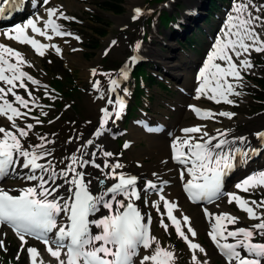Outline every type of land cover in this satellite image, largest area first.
Instances as JSON below:
<instances>
[{
    "label": "snow or ice",
    "instance_id": "1",
    "mask_svg": "<svg viewBox=\"0 0 264 264\" xmlns=\"http://www.w3.org/2000/svg\"><path fill=\"white\" fill-rule=\"evenodd\" d=\"M10 2L2 0L3 5ZM50 3L51 0H42L46 18L34 14L26 22L0 32V36L30 46L40 57L49 49L62 55L58 44L45 43L37 37L49 42L54 37H72L77 41L80 37L64 30L58 23L59 20L75 18L66 16L60 6H48ZM3 11L4 8L0 7V12ZM261 12H264V4L254 7L253 0H235L197 76L196 99L205 97L217 104L233 105L235 101L230 97L241 95L236 89L242 85L243 74L255 67L251 53H264V33L257 31L264 27V15L254 14ZM142 14V9L136 8L132 19L136 20ZM64 42L68 43L67 40ZM111 43L115 45L116 41ZM140 47L139 43L135 45L136 49ZM131 59L136 61L135 56ZM26 67H34L26 59V54L0 42V118L8 122V126L0 125V178L13 175L29 182L19 189L0 186V225L11 228L21 242L16 259L19 260L26 250L29 264H51V261L45 262L36 247H26L28 238H32L44 244L56 264H137V258L138 264H176V253L163 246L151 232L152 217L142 214L136 203L149 192H154L157 200L145 199V203L161 217V227L165 232L174 228L191 253V264H209L208 259H200V254L207 257L208 253L202 245L194 242L197 231L191 218L164 193L168 181H160L153 173L156 180L146 181L141 189L140 178L117 171L123 170L124 164L118 159L113 161L116 154L96 143L105 134L109 123L119 120L122 115L123 99L116 96L114 101L112 98L121 87L120 80L111 74L99 73L108 77L107 93L101 90L99 80L93 81V88L100 93L98 98L106 99L112 108L100 109L101 116L92 138L80 144L69 156L57 159L54 148L49 147L55 140L47 134L35 132L36 126L44 121L32 115L33 109H39L41 116L45 117L48 112L44 111L46 106L40 103V98L34 95L36 89L31 86L43 87L45 96L55 97L51 96L47 85H42L39 79L24 70ZM91 74L97 75V70L92 69ZM119 77L128 79L126 67L120 70ZM123 92L126 95L127 89ZM190 109L200 120L219 122L217 117L232 119L235 116L230 111L197 106H190ZM207 127V124L183 127L181 134L171 141V159L182 166L183 189L193 203L214 204L221 196L227 195L228 203L235 202L249 220L256 221L236 227L241 223L239 217L203 209L210 225L208 236L224 257L225 264H264V199L258 202L245 199L238 193L223 191L224 178L233 169L236 158L249 154L231 145L244 144L247 140L243 136L229 139L231 130L228 129H215L211 134ZM255 135L264 139V132ZM32 136L38 143L30 142ZM81 139L82 133L75 139L70 137L67 142ZM90 147L95 150L88 151ZM124 147L127 148L128 144ZM98 157L102 158V163H97ZM89 166L97 169L100 175L93 177L87 173ZM93 180L100 187H94ZM109 180L114 182L109 185ZM235 188L245 193L264 188V170L248 175L237 182ZM216 207L219 208V204ZM101 209L107 210V214L98 216ZM165 217L168 223H165ZM0 250L7 251L2 239Z\"/></svg>",
    "mask_w": 264,
    "mask_h": 264
},
{
    "label": "rangeland",
    "instance_id": "2",
    "mask_svg": "<svg viewBox=\"0 0 264 264\" xmlns=\"http://www.w3.org/2000/svg\"><path fill=\"white\" fill-rule=\"evenodd\" d=\"M55 1L66 16L75 18V20H59L58 23L63 25L64 30L73 33L75 36H79L80 39L79 41L72 37L58 39L62 45L69 46L65 56L57 55L52 49H49L43 57L34 53L35 60L32 61L34 65V67H32L33 76L39 79L42 85H47L51 96L55 97V99H52L49 96H45V89L43 87L37 88L36 86H31L33 89H36L34 95L40 98L41 104L46 106L44 111L48 112V116L45 117L41 116L39 109H33L32 115L44 121L42 125L36 126L35 132L38 134H47L50 138L57 137V139L61 141H67L70 137L74 138L93 125L98 124L99 120L89 119L87 105L85 104L86 97L90 92H92V94L96 93L94 99L100 94L93 88L94 80H99L101 90L106 91L108 77L100 75L99 73H108L120 80L121 87L117 89L116 93L121 94L122 88L126 85L128 87L130 86L129 88L131 90L126 98L127 109L124 119L119 123H109L106 129L108 132H105V134L101 136L104 139L106 137L109 144L102 148L116 154L112 160L115 161L118 159L119 162L123 163L125 166L123 171L129 170L132 167L142 169L153 163L156 165L154 156L144 155L142 153L147 146L144 139L134 142L133 144L131 143L129 129L135 126V122L136 124L142 122L144 127L148 124L150 128L156 124L160 125L163 123L165 127L167 126L166 133H176L180 125L177 124L176 126L179 116L176 105H178L179 101L185 96L182 91L187 90L182 82L173 81L171 71L166 68L164 63L162 64L158 56L152 57L147 55L146 58L148 61L144 63L146 64V69L140 66L141 68L137 73L132 74V80L128 83L120 79V70L129 66L132 62L131 58L133 57L134 49H136L135 45L137 43L142 45V49H144L145 52L146 46L150 50H159L158 52L163 55L169 54V48L172 47L176 51L177 56L179 55V58L181 57L186 60L188 70L193 72L195 68L200 69L216 35L212 36L209 44V37H207L205 33H201L199 29L203 31V28H205L208 31L213 25H216V33L221 30L235 0H229L228 3L222 5L220 11H215L214 16L216 18L214 22L211 21L209 24H205L202 20V17L206 14V0H202V9L199 11L201 12V19H199L196 24L186 19L182 20L183 16H187L186 13L194 8L196 0H176V3L170 5L169 8H165L163 5L165 2L170 3L168 0H132L135 1L134 6L143 11L142 16L136 20L132 19L134 8H131L130 0H71L72 3L69 4V6H67L65 0ZM104 1L118 5L121 10L118 13L102 10L99 4ZM253 3L260 7L264 4V0H253ZM182 4L185 6L182 11L175 9L177 5ZM165 9H168L170 13H178L180 15L178 23H186L184 24L186 28L190 26L188 31L186 30L184 34L178 37L182 38L186 36L189 39L195 40L194 47L189 48L186 43V45L184 44L179 47L178 44L176 45L174 41L175 38L172 37L168 29L157 30L159 28L158 26H165L167 24L163 15V10ZM35 13L39 14L41 10L37 9ZM254 14L264 15V12ZM181 27V29H177V32L184 28L183 26ZM97 30L102 31L101 34L98 33ZM258 31L264 33V27L258 28ZM191 34H193L194 37H192L193 35L191 36ZM65 40H67L68 43H65ZM111 40L116 41V44L111 46ZM71 42L76 46L74 47L77 49L76 53L81 54V60L89 61L93 67H96L97 75L93 77L88 75L87 77L83 74V66L78 63L73 64L68 60L67 55H72L70 52L72 48L70 46ZM170 44L174 45L170 46ZM23 48L29 54L32 53L31 49L25 46H23ZM106 51L107 54H105ZM49 61H51V63H49ZM251 61L255 67L248 73L243 74L244 80L242 85L236 89L241 95L233 97L235 101L233 105L225 103L217 104L207 100L200 101L214 109H222V107H225L226 109H230L232 113H235V116L231 119L233 124L230 129V137L231 139L232 137H245L248 141L246 146L248 150H254L252 149L254 142L257 143V140L254 138L255 134L264 131V91L259 87V82H264V53L252 52ZM129 68L131 69V67ZM24 70L28 72L27 67ZM149 72L157 76L153 83L149 81ZM66 75L67 78H73L75 86H77L76 89L68 90L65 86L61 85L62 80L59 79V77L65 78ZM48 85L52 88L55 87L53 88L55 91L50 89ZM68 85L71 86L69 83ZM20 91L21 94H23V90ZM108 107L111 110L112 106L109 105ZM49 120H52L53 123L49 124ZM196 120L197 118L189 116L186 118L179 117L178 121L192 123ZM217 120L219 122L224 121L223 117H217ZM29 122L34 123V121L31 120H29ZM59 126H64L67 130L72 132H58ZM52 134L55 135L52 136ZM30 142L38 143L35 136L31 137ZM126 143L128 144L127 148L123 147ZM58 149L63 154V157L68 156L69 148L67 145H59ZM250 153V158H248V160L251 159L253 152L250 151ZM263 156L264 149H261L259 153L254 156V161L248 164L251 165L253 162H262ZM242 172L246 173L247 171L243 170ZM146 180H148V178L145 176L139 179L138 184L141 189ZM6 181L17 182L15 178L11 177H8ZM228 192L229 187L227 189V193ZM241 194L248 199L259 202L264 199V188H259L250 193L241 192ZM154 196V194L148 193L144 199H141L142 205L144 207H150V204L145 203V199ZM219 203L225 205L232 213H236L244 220L253 222L247 218L245 212L238 209L235 202L228 203L227 195H224ZM187 209L193 211L195 208L189 206ZM161 211H163L162 206ZM147 212L150 213L153 222L156 220L158 221L152 233L161 241L163 246H167L176 253V264H191V253L184 241L178 238L174 228L170 227L168 232H165L160 225L161 217L157 214L156 210L149 208ZM255 222L256 221H254V223ZM165 223H168L166 217ZM240 226H242L240 223L236 225V227ZM0 239L4 240L7 248V251L0 250V264H29V257L26 250L21 253V258L19 260L16 259L21 243L16 235L0 227ZM199 242L205 249H210V244L205 234L200 235ZM29 246H34L42 251L44 250L43 248H45L31 242H28L26 245V247ZM200 259L203 260L206 258H204L203 254H200ZM209 264L224 263L220 257L212 256L209 259Z\"/></svg>",
    "mask_w": 264,
    "mask_h": 264
},
{
    "label": "bare ground",
    "instance_id": "3",
    "mask_svg": "<svg viewBox=\"0 0 264 264\" xmlns=\"http://www.w3.org/2000/svg\"><path fill=\"white\" fill-rule=\"evenodd\" d=\"M65 2H67V6H69V4L72 3L71 0H65ZM129 2L131 4V8H134L135 7L134 6L135 1L130 0ZM40 4L42 5V2ZM195 4H194L195 7L192 8L191 10H189L188 13H186L187 16H183L182 20L186 19V20H189L190 22H192L193 24H196L199 21V19H201V12H199V11L202 9V0H196ZM253 5H254V7H258V5L255 3H253ZM48 6L56 7L57 6L56 1L51 0L50 5H48ZM198 6L201 8L197 9ZM12 11H13V14L11 16L14 19H16L19 22V24L26 22V20L29 17H32L34 15L33 7H29V8L25 7L24 12L26 13L25 14L26 17L24 19L21 17V14L19 11H16L13 8H12ZM9 13H10V11H7L6 15H8ZM39 15L45 16V18H46L44 6L41 7V13H39ZM181 22H183V21H181ZM184 24H186V23H184ZM13 26H14V21H11V22L1 21L0 22V32L10 30ZM189 29H190V26H187V28H186V25H185V27L182 30H179L178 32H177V30H175L172 33V37H177L179 35H182V34H184V32L186 30L188 31ZM180 31H181V33H180ZM257 31H258V29H257ZM220 32H221V30L216 35V38L220 34ZM37 39H40L42 42H45V43H56V44H58L61 47L62 55H64V56L69 49V46H64L59 41H57V37H54L53 40L50 42L43 40V38H41V37H37ZM0 42H3L5 44L12 46L15 49L20 50L22 53L26 54V59L30 60L31 62L33 60H35V56H34L35 52L33 49H31L30 46L21 45L19 43H16L15 41L6 40L2 36H0ZM214 43L215 42H213V45H214ZM172 45H174V44H170V46H172ZM213 45H211L209 51L207 52V55L212 50ZM23 46L31 49L32 53L29 54L23 48ZM70 46L72 47L70 49V52L72 53V55H67L68 60L73 64L78 63L81 66H83V68H84L83 74L88 77V75L90 73V68L93 67L91 65V62L81 60V58H80L81 54L76 53L77 50L73 51V49H76V48H74L76 46L73 44V42H71ZM145 48H146V54L148 56H152V57L158 56L159 57V59L162 61V64L164 63L166 65V68H168L171 71L173 81L182 82V84L185 85L187 93L179 101L178 105H176V108H178V111H179V116L177 118L176 126H177V124H180L176 133L170 134L168 132L166 133V131L163 132L164 130L155 132L154 128H153L155 125L152 126V128H150V127H144L141 123L136 124V122L134 123L135 126L131 127L129 129V135H130L131 143L133 144L134 142H138L139 140L144 139L147 146L145 147L144 152H142V153L144 155L154 156L156 159V165L153 163L150 166H145L142 169H137V168L132 167L131 169H129V170L127 169L124 172H126L128 174H132V175H137L140 179L145 176L148 178V180L153 179V181L156 180V177L153 176V173H156L157 176L159 177L160 181H165V180L168 181L169 185L164 188V193L168 199L177 202L179 204V208L183 211V213H185L186 215H188L191 218L192 226L197 231V237L195 238L194 242H198L200 244L199 239H200L201 234H205L206 239L209 242V241H211L209 236H208V231L210 230V225H209L208 221L206 222L204 220V217H203L205 215V213L203 211L204 208L195 206L194 207L195 209L193 211H189L187 209L191 205H189L185 201V198L182 195L181 188L183 186V183L180 179V175L178 174V168L181 169L182 167L172 163L173 160H171L172 153H171L170 145H171V141H172L173 137L180 135L181 134L180 130L186 126H193L196 124H207V126H208L207 130L211 134L215 133V129H221V130H225V129L230 130L231 129L233 122L231 121V119L224 118V117H223L224 121H222V122H215L212 120H204V121L197 120V121H194L192 123L178 121L179 117L186 118L189 116H192V117L196 116L191 111L190 106H197V107H200L202 109H211L213 111H230L231 112V110L226 109L225 107H222V109H214L211 106L205 105V104L200 102L203 100H207V101H211V100H209L205 97H201L200 99L195 98L196 97L195 89L198 87V83H196V84L194 83V82H196V80L194 79V72L188 70V68L186 66V60L184 58H181V57L179 58V55L177 56L174 48L170 47L169 48V54H166V55L159 53L158 52L159 50L158 51L154 50V49L150 50L146 46H145ZM134 52H136L135 49H134ZM206 58H207V56L205 57V61H206ZM205 61L202 62L201 67L203 66ZM27 69H28L29 74H31L33 76V72H32L33 68H27ZM190 79H191V81H190ZM105 92L107 93V89ZM91 94H92V92H90V94L87 95V97H86V103L85 104L87 105V114L89 116V119L99 120V118L101 116L100 109L102 107H108L109 105L106 103V99L101 100L98 98V99L94 100V95L96 93H93L92 95ZM116 96H120L121 98H124V95H122V94L113 93L112 98L114 101H115ZM233 97H237V96H231L230 99H234ZM211 102H213V101H211ZM0 125L8 126L7 120L4 118H1ZM97 126H98V124L93 125L91 128H88L85 132L82 133L83 139L75 140L74 143H68L67 142L68 140L67 141L66 140L61 141L60 139H57V137H54L52 139L55 140V143L53 145H49V147L54 148L55 157L56 158L58 157V159H60V158H63V154L58 149V146L59 145H67L69 148V152H68V156H69L70 154L75 152L76 148L80 144H82L87 139L92 138V134L94 133ZM59 127L60 128L58 129V132H63V133L64 132H68V133L72 132L70 130H67V128H65L64 126H59ZM106 132H108V131L106 130ZM75 137H77V136H75ZM75 137L73 139H75ZM228 138L231 139L230 134H229ZM96 143L100 144L101 147H103V146H107L109 144V141H108V139H106V137H105V139L102 137H99L96 140ZM247 144H248V141H247V143H244V144L237 142V143L231 145V147L240 148L242 150L247 151L249 154L247 157L238 156L236 158L235 163H238V164L241 163V165L238 167L239 170H238V172H235V173L231 172L229 175V178H227V180H226L227 185H229V192L228 193H238L240 196L244 197L245 199H248V198H246L243 194H241L242 191H239L235 188V184L237 182H241L245 177H247L250 174H254L260 170H264V156H263L262 162H257V163L253 162L251 165L248 164L249 162L254 161V159L252 160V158H253L252 157L251 160H248V157H250V150H248V148H246ZM130 147H131V145H130ZM256 147H257V143L254 142V146L252 149H255ZM93 150H95V149H93L91 147L88 149V151H93ZM97 163H102L101 157L97 158ZM241 168H243V169H241ZM243 170H246L247 172L243 173L242 172ZM86 171H87V173H90L93 177L100 175L99 171L95 168H92L91 166L87 167ZM117 171H123V170H117ZM10 176H13V175H10ZM113 182L114 181L109 180L107 183L110 185ZM28 183L29 182H27V181H25L19 177V181H17V182L3 181L0 183V186L5 187L6 189H19L21 187L26 186ZM93 186L94 187L96 186L95 180H93ZM147 200L148 201H155V200H157V196L147 197ZM249 200H252V199H249ZM136 203H137L138 208L141 210L142 214H144L145 216L150 215V213L147 212V210L149 208L154 209L151 206L150 207L149 206L144 207L141 203V200L137 201ZM216 204H219V208L216 207ZM205 208H208L209 211H211V212H216V213L227 212V213H231V214L239 217L236 213H232L225 205H221L219 202L214 203V204L210 205L209 207H205ZM203 213H204V215H203ZM106 214H107V210L101 209V212L98 213L97 215L102 216V215H106ZM239 219L241 220L240 224L242 226H248V225L254 223V221L249 222L247 220H244L241 217H239ZM157 224H158L157 220L152 223V230H153L154 226ZM94 231H98V230L94 229ZM206 251L208 253V256L207 257L204 256V258H206L208 260L212 256H217V257L219 256L218 250L213 245L210 247L209 250L206 249ZM40 253L42 254L45 262L51 261V264H56L55 260L49 256V254L46 252V250H43ZM141 254H144V250L141 252ZM137 264H138V258H137Z\"/></svg>",
    "mask_w": 264,
    "mask_h": 264
},
{
    "label": "trees",
    "instance_id": "4",
    "mask_svg": "<svg viewBox=\"0 0 264 264\" xmlns=\"http://www.w3.org/2000/svg\"><path fill=\"white\" fill-rule=\"evenodd\" d=\"M116 1H118V0H116ZM219 1H226V0H208L207 1L208 12H213L216 9L215 7L218 5V2ZM99 7L102 8V9H104V10H107V11H113L114 13H118L121 10V8L118 5H115V4H113L111 2H108V1L102 2ZM163 15L165 17V20L168 22L169 21L168 20L169 18H168L167 13H165ZM170 20L174 22L175 21V18L172 17V18H170ZM97 31H98V33H101V31H99V30H97ZM187 43L190 44V41H187ZM137 72L138 71H135V73H137ZM149 78H150L149 81L151 83H153L154 82V79H152L151 76ZM71 83H72V81H71ZM61 85L64 86V84H62V83H61ZM259 86L264 91V82L263 81H261V84Z\"/></svg>",
    "mask_w": 264,
    "mask_h": 264
}]
</instances>
